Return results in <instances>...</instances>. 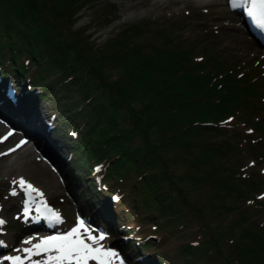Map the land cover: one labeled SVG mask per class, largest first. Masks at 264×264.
Masks as SVG:
<instances>
[{
  "label": "rangeland",
  "instance_id": "1",
  "mask_svg": "<svg viewBox=\"0 0 264 264\" xmlns=\"http://www.w3.org/2000/svg\"><path fill=\"white\" fill-rule=\"evenodd\" d=\"M199 1L202 0H92L85 3L80 9L73 11L66 21L59 23L62 24L61 27L65 33L81 29L79 37L88 44L85 55L89 53V49L92 51L102 49L106 41L112 40L123 29L134 24L140 33L137 31L131 37L129 45L134 42H146L147 46L143 45L142 48L143 53L152 51L148 46L189 49L191 61L196 56L206 58L207 53L212 54L217 63L226 65V73L230 72L229 69L239 70L247 72L252 78L260 77L261 73L263 78L260 77L252 83L256 93L251 92L254 95L244 97L245 103L238 106L237 109L240 114L245 111L244 117L249 125L253 124V128L264 133V104H260L259 101V97L264 96V54L254 46L243 30L241 32L233 31L225 27L224 22L232 21L241 28L232 13L226 9L218 12L214 8L198 7L196 9L189 6L191 2L198 3ZM185 4H187L186 7ZM224 13L228 16V20H220ZM158 31L169 33L173 40L172 44L166 43L167 45H165L163 39L157 35ZM15 44L22 46L19 42ZM12 53L13 51L8 53L1 51L0 59L10 57ZM25 55L27 54L21 49L20 53L14 56V60L19 62V57ZM33 57L38 59L37 55ZM33 62L36 63L34 60ZM240 66L246 68L243 70ZM41 67H39L40 70ZM116 68L117 66L108 62L103 67V71L113 74L117 73ZM40 70L37 75L35 70L38 80L40 77L47 76V73L50 74L43 81L37 82L46 90L47 85L43 84L52 79L54 70L45 65L42 68L43 72ZM60 86L48 87V92L39 103L47 105L46 109L49 113L45 117L53 119L52 123L55 124L56 137L52 136L55 140H53L54 146L51 145L50 149L58 162L53 160L59 167L53 168L46 160H41L43 165L38 161L31 162L32 155L26 149L20 150V153L17 152L11 158L0 155V218L6 222L0 227V233H2L0 240L7 243V247L3 248L0 256L15 255L13 249L22 247V240L34 237V232H24L28 230L25 227L26 223L20 222V219L16 217L18 214L17 203L11 204V202L18 201L20 195L21 198H24L23 191L18 185L10 183L14 180L18 181L21 177L39 188L44 194V200L55 210H58L64 221L61 226L68 223L73 227L77 222L74 218L79 216L74 211L85 210V208L90 214L95 212L93 216L95 219L105 220L106 222L101 224L106 223L111 231L102 241L105 248L114 250L118 245H121L125 246L127 251L131 245H127L123 240H138V237L141 236H155V238H150L149 243H146L145 246L143 244L141 247L138 244L137 247L134 245L130 249V252L136 251L141 258L153 256L150 258L152 259L150 262L158 259L164 264H235L232 259L236 258L238 249L234 243L241 231L245 236L244 242H248L247 237L251 238L253 233L264 239V172H261L262 168L264 169V163L256 162L253 158V155L264 154L263 135L261 138L259 134H252V141L247 140L243 135L234 138L229 136L226 131L206 135L207 140L214 142L215 145L224 138L231 145L226 156L219 159L217 169H220L218 172L220 180L222 178L232 180V183L229 184L235 186L233 191L219 183L200 181L195 183L192 181L195 170L188 165L187 160L190 154L194 153V148L189 146L179 148L175 144H169L158 149L162 161L165 162L166 168L174 179L173 187H178L181 193L184 192L183 196L172 198L173 214L158 211L153 203V200L157 201L156 197L152 196V199L149 197L148 200H144L140 196L142 194V191L139 190L141 186L137 184L136 179L132 178L134 177L133 173H129L126 176L127 179L123 178L122 182H118L114 179L116 177L99 168L96 171L98 176L104 175L106 180L104 181L110 187L108 199L112 207H108L103 203L100 192H94L91 174L89 175L87 167H82L83 164L80 163L82 161L79 158L82 145H77L84 131V128L81 129V127L83 124H87L88 115L92 111L94 102L88 104L87 100L81 98L80 91L75 87H70L67 92L66 89L62 91L63 88ZM94 92L95 89L91 88L89 96H92ZM39 104L36 103V105ZM139 106V104L134 105L135 108ZM80 108L82 109L80 110ZM123 112L125 111H118V120L126 118L121 115ZM41 117L45 119L43 113H41ZM255 119H258L257 122H254ZM39 123L37 122V125L42 127V123ZM2 126L5 125L2 124ZM29 127L30 124L27 125V129ZM70 133L72 134L70 135ZM42 134L45 132L42 131ZM3 136L4 134L0 133V138ZM14 137L17 138V135ZM150 139L161 142L159 134L156 133H153ZM14 141L8 139L0 144V153H3V149L5 150ZM46 146L47 143L42 141V147L48 152V146L47 148ZM72 146L74 150L71 148ZM78 158L79 161H77ZM41 159L44 158L41 157ZM220 164L222 165L220 166ZM200 167L204 166L200 165ZM225 167L229 168L230 172L225 171ZM61 169L65 174L60 173ZM160 169V165L155 163L148 172ZM136 171L141 173L140 169ZM109 180L115 182L116 188H112ZM14 187L17 194L11 195L10 192ZM161 188L167 189L163 184ZM260 194H262L261 197H259ZM160 198H165L164 203L168 201L167 196H160ZM180 200L185 202L186 206L180 205ZM237 215L242 217L241 220H235ZM232 223L235 224L231 225ZM107 225L103 224L106 230ZM58 226L60 228V225ZM56 229L57 227H55V231ZM126 231L128 232L124 233ZM249 232L251 233L248 235ZM52 234L54 233H49V235ZM232 239L234 242H231ZM9 243L13 244L8 246ZM188 245L195 246L187 250L184 246ZM255 251L259 257V264H264V251L259 249ZM129 262L135 264L134 258H131ZM90 264H94V262H90Z\"/></svg>",
  "mask_w": 264,
  "mask_h": 264
},
{
  "label": "trees",
  "instance_id": "2",
  "mask_svg": "<svg viewBox=\"0 0 264 264\" xmlns=\"http://www.w3.org/2000/svg\"><path fill=\"white\" fill-rule=\"evenodd\" d=\"M90 1L0 0V45L14 48V41L21 43L25 53L41 57L45 66L52 67L62 91L75 87L88 104L94 102L80 144L82 162L89 165L91 158L106 160L111 176L133 173L141 186L140 196L144 200L156 197L153 203L157 210L173 214L172 198L184 192L173 187L174 179L158 149L169 144L189 146L194 148L187 160L195 170L192 181L219 183L233 191L235 186L229 184L232 180H220L217 169L219 159L226 156L231 145L225 140L215 145L206 135L219 132L218 120L253 94L247 78L235 79L232 73H226V65L217 63L208 53L199 62L191 61L189 49L148 46L152 51L143 53L146 42L129 45L138 31L134 24L106 41L102 49H89L85 55L88 44L79 37L81 29L65 33L59 22ZM157 35L165 45L172 44L169 33L158 31ZM108 62L117 66V73L103 71ZM221 71L225 75H220ZM220 82L228 84L229 94L216 88ZM91 88L95 92L89 96ZM136 104L140 106L135 108ZM119 110L125 111L121 115L126 118L118 120ZM153 133L159 134L161 142L150 139ZM155 163L161 169L148 172ZM160 196H167L168 201L164 203L165 198ZM179 204L186 206L182 200ZM242 232L234 243L238 249L235 264H259L255 250L264 251V239L253 232L248 238L249 232V241L244 242Z\"/></svg>",
  "mask_w": 264,
  "mask_h": 264
},
{
  "label": "snow or ice",
  "instance_id": "3",
  "mask_svg": "<svg viewBox=\"0 0 264 264\" xmlns=\"http://www.w3.org/2000/svg\"><path fill=\"white\" fill-rule=\"evenodd\" d=\"M230 6L233 9H243L256 27L264 31V0H230ZM11 135L12 133L9 132L0 138V143ZM25 142L20 141L16 148ZM15 150V148L9 149V153ZM7 154L0 153V155ZM13 185H18L24 192L22 215L25 219L31 218L34 212L36 222L44 220L50 227L64 223L58 210L51 208L44 200V194L25 181L23 177L18 181L14 180ZM10 194H17L15 187ZM4 224L5 221L0 219V227ZM105 239V233H96L95 229L87 226L86 222L78 216L76 224L67 231L22 240V247L13 249L15 255L0 256V264H90V262H94V264H124L115 250L105 248L102 244ZM34 240L36 242H33ZM6 247L7 243L0 240V248Z\"/></svg>",
  "mask_w": 264,
  "mask_h": 264
},
{
  "label": "bare ground",
  "instance_id": "4",
  "mask_svg": "<svg viewBox=\"0 0 264 264\" xmlns=\"http://www.w3.org/2000/svg\"><path fill=\"white\" fill-rule=\"evenodd\" d=\"M180 1V0H179ZM188 1V0H187ZM187 3V2H186ZM186 5L187 4H185V7H186ZM189 6L191 7V8H198V7H203V8H214L215 10H217L218 12H222L223 10H225L226 8H225V6H224V1L223 0H209V1H199L198 3H196V2H191L190 4H189ZM211 10V9H210ZM195 11H197V10H195ZM210 13V12H209ZM216 13V12H215ZM214 14V13H213ZM212 14V15H213ZM208 15V14H207ZM222 17L220 18V20H228V16L224 13V14H222L221 15ZM205 17V16H204ZM210 17H212V16H210ZM209 17V18H210ZM203 18V17H202ZM216 18V17H215ZM219 18V17H218ZM205 19V18H204ZM203 19V20H204ZM212 22V21H211ZM207 23V22H206ZM224 25H225V27H228V28H230V30H233V31H242V29L241 28H239L236 24H234L232 21H229L228 23H227V21L226 22H224L223 23ZM213 25H214V23H213ZM203 27V26H202ZM205 27V26H204ZM211 27V26H210ZM256 50H258V49H256ZM255 54H257V52L255 51ZM39 123V122H38ZM40 124V123H39ZM0 131L1 132H3L4 130L3 129H0ZM42 133V132H41ZM15 134H17V138L16 137H14L15 136ZM27 136H30L31 137V140L33 141V144H34V146L36 147V148H38V149H41V147H40V145H39V141H40V137H39V133H38V130H37V128H34V127H29L28 128V132H27ZM8 139H10V140H12V141H14L13 143H11V144H9L10 146L8 147V150H4L3 149V151H5L4 153H8L7 155H4L3 157H13V155H15L17 152H19V148L21 147H23V145L24 144H26V143H24L23 145H21L19 148H16V142L18 141V139H21V140H23L24 141V138L22 137V138H18V133H12V135L11 136H9L8 137ZM44 141V140H43ZM18 145V144H17ZM7 147V146H6ZM13 148H15L16 150L15 151H12V152H10L9 153V149H13ZM46 148H47V146H46ZM49 148V147H48ZM2 151V152H3ZM20 153V152H19ZM30 155H31V153H29ZM30 155H29V158H30ZM32 158H31V162L33 161V162H36V161H38V159L37 158H35L33 155L31 156ZM34 157V158H33ZM43 158V157H42ZM1 160V159H0ZM4 161H6V160H4ZM3 162V161H2ZM59 167V166H58ZM59 170V169H58ZM59 173V172H58ZM51 179V178H50ZM51 183H52V180H51ZM46 184H48V183H46ZM35 188H37L36 186H34ZM38 189V188H37ZM20 197H21V195H20Z\"/></svg>",
  "mask_w": 264,
  "mask_h": 264
}]
</instances>
